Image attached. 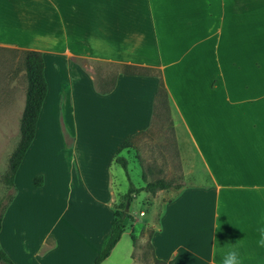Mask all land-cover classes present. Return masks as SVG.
Listing matches in <instances>:
<instances>
[{"label":"crops","instance_id":"crops-1","mask_svg":"<svg viewBox=\"0 0 264 264\" xmlns=\"http://www.w3.org/2000/svg\"><path fill=\"white\" fill-rule=\"evenodd\" d=\"M0 46L41 52L47 83L1 220L14 264L94 263L116 150L155 126L159 77L141 68L166 87L182 173L179 188L141 190L152 257L223 264L235 248L241 264H264V0H0ZM92 63L120 70L98 77Z\"/></svg>","mask_w":264,"mask_h":264},{"label":"rangeland","instance_id":"rangeland-1","mask_svg":"<svg viewBox=\"0 0 264 264\" xmlns=\"http://www.w3.org/2000/svg\"><path fill=\"white\" fill-rule=\"evenodd\" d=\"M88 69L93 71L96 76L101 77L106 72L119 71L120 66L92 63ZM26 87L23 50L0 46V212L6 209L14 193L12 188L5 185L3 178L8 169L9 156L19 139V121L24 106ZM154 124V129L151 132L139 135L133 140V145L127 155L128 176L126 171L122 170L121 165L117 166L120 173H115V169L112 170L115 191L113 202L114 207L118 208L120 212L125 203L130 182L136 187L142 186L144 181L148 182L159 177L182 182L181 160L174 133L171 132L164 119L155 120ZM61 151V154L65 155L63 148ZM141 169L144 178L140 173ZM34 171H36L35 166ZM38 176L43 178V173L36 174L35 177ZM35 186L38 185L35 184ZM145 196L146 192L141 191L128 205L126 213L132 217V220L125 219L127 234L123 236L117 247L111 264H118L121 258L126 259L127 254L126 262L128 264H157L152 260V251L149 247V231L145 225L147 215H140L141 210L146 211ZM160 208L161 203L157 208L155 219L158 217ZM134 218L137 219V222ZM132 232L133 248H131Z\"/></svg>","mask_w":264,"mask_h":264},{"label":"trees","instance_id":"trees-1","mask_svg":"<svg viewBox=\"0 0 264 264\" xmlns=\"http://www.w3.org/2000/svg\"><path fill=\"white\" fill-rule=\"evenodd\" d=\"M23 64L27 87L25 92L24 106L19 121V139L16 143L15 148L9 156L8 169L3 178L5 185L10 188L13 187L15 173L22 161L25 152L27 151L29 145L31 144L34 138L36 131V121L47 91V83L44 77V60L42 53L36 50H23ZM141 69L144 70L142 72L143 74H155L159 77L158 89L155 94L153 104V122L155 123V120L158 119H164L167 122V126L170 127L171 132H173V122L171 117V106L169 102V96L160 74L158 73V71L156 73L154 70H150L149 68ZM126 73L131 74L127 70ZM103 85L104 82H99L98 90L100 92H108L110 89H104ZM135 138L136 135L127 137L116 150L115 161L116 163L120 164L121 167L126 171L127 176L128 162L127 159L123 155H121V151L131 148L133 145V140ZM41 183V177H37L35 179V184L40 185ZM180 186V184H176L171 180L165 179H155L153 181L147 182L146 185L142 188H137L130 182L125 196V203L121 208L122 211L120 212L118 211V208H115L109 235L98 256L95 258L93 264H100L105 258L109 256L111 250L120 240L122 233L125 230V219L129 218L130 220H132V217L128 213H126L125 207L126 205H129L132 201L134 193L139 192L141 190H146L153 194L156 192V190L179 188ZM4 210L0 212V228ZM149 247L150 249H152L150 243ZM152 260L157 264H167L166 262L158 260L155 257H152ZM0 263L14 264L1 248Z\"/></svg>","mask_w":264,"mask_h":264},{"label":"clouds","instance_id":"clouds-1","mask_svg":"<svg viewBox=\"0 0 264 264\" xmlns=\"http://www.w3.org/2000/svg\"><path fill=\"white\" fill-rule=\"evenodd\" d=\"M259 244L260 246L264 247V229L261 230V239L259 241ZM223 264H241L239 252L235 248H233L224 258Z\"/></svg>","mask_w":264,"mask_h":264},{"label":"water","instance_id":"water-1","mask_svg":"<svg viewBox=\"0 0 264 264\" xmlns=\"http://www.w3.org/2000/svg\"><path fill=\"white\" fill-rule=\"evenodd\" d=\"M125 210H126V211L128 210V205H126Z\"/></svg>","mask_w":264,"mask_h":264}]
</instances>
